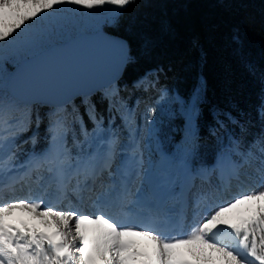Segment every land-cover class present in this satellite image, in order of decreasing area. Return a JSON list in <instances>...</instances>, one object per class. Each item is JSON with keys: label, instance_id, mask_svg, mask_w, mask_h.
I'll return each mask as SVG.
<instances>
[{"label": "snow or ice", "instance_id": "1", "mask_svg": "<svg viewBox=\"0 0 264 264\" xmlns=\"http://www.w3.org/2000/svg\"><path fill=\"white\" fill-rule=\"evenodd\" d=\"M135 2L0 0V42L26 40L35 34L30 30L39 22L66 5L87 11L108 7L112 11L106 23L116 25ZM232 41L242 43L238 28L234 29ZM118 46L127 52L126 42L121 41ZM131 61L130 56H124L125 64ZM247 67L250 72L256 71L252 64ZM138 84L142 86V82ZM118 91L115 88L105 91V98L114 101ZM195 97V102L185 103L183 108L193 144L201 93H195ZM83 102L88 103L87 97ZM256 112L259 130L255 133V122L248 113L224 116L228 124L239 130L228 137L227 148L235 158L232 176L239 180L242 170L258 161L262 186L210 207L203 215L201 197L197 196L188 205L193 218L185 229L182 221L177 222L170 215L173 209L163 203L155 204L146 196L132 201L131 193L115 181L110 171L119 151V138L115 135L103 145L102 155H90L73 164L63 147L66 119L57 113L49 121V148L33 152L23 164H17L20 151L17 141L29 130L32 116L27 108L22 110L0 95V176L7 177L0 182V193L10 194L0 195V264H264V93ZM89 119L97 129L101 128L102 121L97 120L94 106L89 109ZM35 122L38 128V115ZM218 124L224 126L220 121ZM28 142L35 145L36 135L25 141ZM190 155L191 160L186 158L184 163L194 168V151ZM14 170L22 171L9 175ZM103 173L113 177V182L101 184L103 190L97 193L96 185ZM44 174H48L47 179ZM32 183L41 189L40 195L32 193ZM25 185H29L28 194L16 196L17 186ZM52 186L57 201H68L67 210L46 204L45 195ZM69 193L77 197V205L68 199ZM86 201L97 214H84L82 206ZM130 204L140 209L135 218L126 213L112 214L113 207Z\"/></svg>", "mask_w": 264, "mask_h": 264}, {"label": "trees", "instance_id": "2", "mask_svg": "<svg viewBox=\"0 0 264 264\" xmlns=\"http://www.w3.org/2000/svg\"><path fill=\"white\" fill-rule=\"evenodd\" d=\"M237 28L242 41L239 45L232 41ZM103 29L126 41L132 61L125 64L116 83L63 107L39 103L27 106L10 96L6 90L8 75L23 57L10 52L14 63L0 58V95L22 110L27 108L32 116L29 130L17 141L22 148L20 156L47 148L51 142L49 121L57 113L66 119L65 146L77 144L96 126L89 119L92 106L97 120L112 124L118 132L122 130L121 135L129 138L135 151L138 134L133 132L132 119L105 98V91L112 88L119 90L115 98L125 97L136 87L142 89L141 98L150 87L175 90L189 104L195 102V93L200 92L194 144L188 127L183 126L182 120L179 124V141L185 147L187 159L191 160L190 153L194 151L195 169L211 166L224 151L230 154L228 137L239 130L227 123L225 113H248L255 122L253 132L259 130L256 109L264 93V0H136L118 24H104ZM248 64L255 66L254 73L248 70ZM85 97L87 104L83 102ZM33 134L37 143H25ZM258 166L256 161L248 168L257 171Z\"/></svg>", "mask_w": 264, "mask_h": 264}, {"label": "rangeland", "instance_id": "3", "mask_svg": "<svg viewBox=\"0 0 264 264\" xmlns=\"http://www.w3.org/2000/svg\"><path fill=\"white\" fill-rule=\"evenodd\" d=\"M111 11L108 7L98 11H87L71 5L63 6L57 9L49 19L39 22L34 29L30 30L35 34L26 40L10 41L8 44L0 42V58L14 63L9 56L10 52L20 55V58L28 57L47 48L49 44L64 41L81 31L94 32L103 29L104 24H108L106 19L111 15ZM66 34H69L68 38ZM144 79L145 76L140 81ZM141 91L142 89L136 87L128 91L125 97L115 98L113 101L123 114L132 119L133 132L138 134L135 151L131 149L129 138L121 135L122 130L118 132L117 127L103 123L100 129L93 127L77 144L69 148L65 146L63 136V147L69 149L67 151L72 157L73 164L90 155H102L105 142L109 137L117 136L119 151L110 170L114 174L115 181L119 182V186H122L123 181L133 182L128 190L131 193L129 199L132 201L145 196L155 204H159L161 200V203L173 209L170 215L177 222L182 221L185 229L191 225L193 218L188 205L194 202L197 196L201 197V214L203 215L210 207L230 202L235 196L250 190H258L262 186L259 172L250 170L248 167L242 170L239 180L235 179L232 176L231 167L233 159L227 151L220 153L217 161L215 160L207 168L195 169L190 164L186 165L184 163L187 158L185 147L179 141V124L182 120L183 126L188 127L183 108L185 103L189 104V102L175 90L150 87L143 91V98L140 96ZM165 92L167 95L164 94ZM50 143L45 150L43 148L41 151H30L25 156H20L22 148L19 147L17 164H23L33 152L46 151ZM18 171L14 170L9 175L13 173L19 175L21 172L18 173ZM44 175L47 179L48 174ZM112 182L113 177L103 173L96 192L103 190L101 184L107 186ZM30 187L34 195L41 194V189L36 184L32 183ZM28 192L29 185H25L16 188L14 194L22 197ZM54 193V186L47 189L46 204L49 205L48 201L55 200ZM5 194L9 193L0 195ZM68 199L73 205L78 204L75 195L69 193ZM67 203L68 201H64L62 205H54L67 210ZM133 209L135 204H130L120 212L112 211V214L126 213L135 218ZM82 210L84 214H97L95 208L87 201L83 204Z\"/></svg>", "mask_w": 264, "mask_h": 264}, {"label": "water", "instance_id": "4", "mask_svg": "<svg viewBox=\"0 0 264 264\" xmlns=\"http://www.w3.org/2000/svg\"><path fill=\"white\" fill-rule=\"evenodd\" d=\"M121 41L126 42L99 29L81 31L68 40L52 43L14 66L6 90L24 105L39 103L56 108L81 96L93 95L122 76L123 59L129 55L128 48L125 53L118 46Z\"/></svg>", "mask_w": 264, "mask_h": 264}, {"label": "bare ground", "instance_id": "5", "mask_svg": "<svg viewBox=\"0 0 264 264\" xmlns=\"http://www.w3.org/2000/svg\"><path fill=\"white\" fill-rule=\"evenodd\" d=\"M85 69V68H84ZM46 71V70H45ZM52 71H54V70H52ZM45 74V73H44ZM43 74V75H44ZM48 73H46V75H47ZM52 74V73H51ZM53 74H55L54 72H53ZM82 75V74H81ZM44 77H45V75H44ZM48 79V78H47ZM45 82H46V77H45ZM54 81H52V84H54L53 83ZM57 82V81H56ZM20 90V89H19ZM217 161V160H216ZM22 170H19L18 171V173H20ZM11 175H15L14 173L13 174H11ZM132 177V176H131ZM130 177V178H131ZM7 180V177L6 176H3V177H0V182H2V181H6ZM228 182V181H227ZM99 185V182L97 183V185H96V188H97V186ZM123 185V187L124 188H126L127 189V191L131 188V186L133 185V182H129V183H127V184H122ZM128 186V187H127ZM19 186H17V188H18ZM161 193V192H160ZM1 194V193H0ZM50 198V197H49ZM55 200H53V201H48L47 203H49V205H54V204H58V205H62L64 202H59V201H57V199L56 198H54ZM52 200V199H51ZM161 203V200H160V202H159V204ZM63 207H64V205H63ZM126 207H124V208H122V207H120L119 205L118 206H115V207H113L112 208V210L111 211H115V212H120V211H122L123 209H125ZM132 213L135 215V216H137L139 213H140V209H139V207L137 206V205H135V209H133L132 210Z\"/></svg>", "mask_w": 264, "mask_h": 264}]
</instances>
